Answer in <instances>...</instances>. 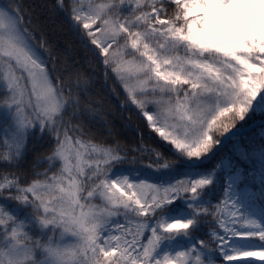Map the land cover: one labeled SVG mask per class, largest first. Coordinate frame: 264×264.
I'll use <instances>...</instances> for the list:
<instances>
[{
  "label": "snow or ice",
  "instance_id": "6c2138e0",
  "mask_svg": "<svg viewBox=\"0 0 264 264\" xmlns=\"http://www.w3.org/2000/svg\"><path fill=\"white\" fill-rule=\"evenodd\" d=\"M55 6L88 70L0 4V264H264V143L203 167L264 118V0ZM97 69L138 144L92 104ZM97 116L103 135L85 123ZM33 134L50 143L29 172Z\"/></svg>",
  "mask_w": 264,
  "mask_h": 264
},
{
  "label": "trees",
  "instance_id": "16d2710c",
  "mask_svg": "<svg viewBox=\"0 0 264 264\" xmlns=\"http://www.w3.org/2000/svg\"><path fill=\"white\" fill-rule=\"evenodd\" d=\"M4 2V4H7L9 0H4ZM12 2L19 3L21 5V8L25 12L26 19L28 18V15L31 16L33 27L37 25L39 26L35 32L37 39H39L41 32H43L47 40L55 45V50L58 52L65 51L70 44L73 58L78 61V66L88 70V66L85 62V52L80 48L77 38L68 32L67 25L64 23L65 14L56 8V0H12ZM111 86V81L105 85L103 76L101 75V70L97 69L94 82L89 89V94L92 97L91 102L94 106L103 105L101 115L105 113L108 114V119L114 124L117 138L122 143H126L128 145L138 144L139 137L135 131V124H133L132 128L126 129L123 126L124 122L119 118V101L111 93ZM82 100L87 102L85 97H82ZM258 120L264 121V118L260 116H253L251 119L238 123L236 129L245 127ZM85 123L88 124L93 131L100 132L101 135L104 134V125L99 116H97V118L91 122L85 119ZM257 132L258 131L255 128L246 132L244 135L232 138L231 141H229L219 152H217L216 155L213 156L212 159H210L203 167L206 169H212L217 163L220 162L223 157H230L233 161H236L237 154L234 151L235 148L240 147L250 149L253 146H259L261 143H264V140H261V135H258ZM99 139L100 137L98 136L97 140ZM104 142L113 143L114 141L109 138ZM49 143L50 141L47 137L43 139H37L35 134L30 136L28 141L26 163L22 165V168L30 172L31 163L38 154L47 152ZM144 143L149 147L157 148L160 151H163L166 156L171 155L170 147L161 142L159 137L155 136L154 134L149 136L147 131L144 133ZM147 159V157H144L145 162H147ZM43 167L44 166H41L36 170L43 171ZM121 167L126 168L128 165ZM135 167L140 168L142 165L137 164ZM245 168H247V165H245ZM218 174L221 176V178H223L224 174L222 172ZM222 182L223 179H221V183ZM215 199L216 197H214V200ZM197 235L200 236L201 233H197Z\"/></svg>",
  "mask_w": 264,
  "mask_h": 264
},
{
  "label": "rangeland",
  "instance_id": "374dc122",
  "mask_svg": "<svg viewBox=\"0 0 264 264\" xmlns=\"http://www.w3.org/2000/svg\"><path fill=\"white\" fill-rule=\"evenodd\" d=\"M4 3H5L4 0H0V4H4ZM256 129L258 131L257 132L258 135H261V136L264 135V121L258 127H256ZM223 158H227V157H223ZM256 264H261V262L257 261Z\"/></svg>",
  "mask_w": 264,
  "mask_h": 264
},
{
  "label": "water",
  "instance_id": "95a60500",
  "mask_svg": "<svg viewBox=\"0 0 264 264\" xmlns=\"http://www.w3.org/2000/svg\"><path fill=\"white\" fill-rule=\"evenodd\" d=\"M250 127H251V126L245 128V129H243V130H241V131H245V130L249 129ZM241 131H239V132H241ZM233 132H236V131H233ZM239 132H238L237 134H239Z\"/></svg>",
  "mask_w": 264,
  "mask_h": 264
}]
</instances>
